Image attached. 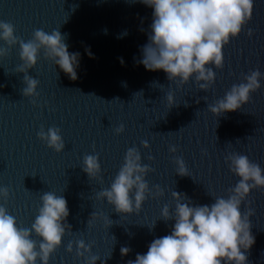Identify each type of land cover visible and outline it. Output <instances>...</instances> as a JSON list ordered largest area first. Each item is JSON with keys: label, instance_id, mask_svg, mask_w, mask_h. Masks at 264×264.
<instances>
[{"label": "water", "instance_id": "water-1", "mask_svg": "<svg viewBox=\"0 0 264 264\" xmlns=\"http://www.w3.org/2000/svg\"><path fill=\"white\" fill-rule=\"evenodd\" d=\"M0 21L13 24L23 41L37 29H59L67 36L68 51L80 54L77 79L71 81L41 53L27 73L39 81L34 100L21 95L18 45L0 58V187L9 190L8 200L0 204L18 225L30 227L41 195L54 192L66 199L71 232L49 264H84L87 256L77 259L75 254L78 240L91 246L89 255L100 258L96 264H128L145 254L154 239L170 234L174 221L159 219L163 206L174 210L173 191L193 206L230 195L238 181L225 158L233 152L264 169V78L240 110L219 117L207 110L251 71L258 69L264 76V0H254L251 21L222 49L223 67L213 68L215 81L206 92L191 80L180 87L163 71H145L140 65L152 10L133 0H0ZM169 92L178 105L171 109ZM121 124L124 132L116 135ZM41 127L60 129L65 143L61 153L37 139ZM142 141L148 149L141 147ZM170 146L176 147L175 155ZM131 147L152 170L145 177L150 191L155 193L158 186L163 195H150L139 214L121 216L96 194L110 186ZM87 155L97 156L101 168L93 180L81 168ZM177 157L190 176L176 175ZM245 203L254 213L250 223L255 244L246 253L248 264H264V189L252 190ZM155 221L149 231L145 224ZM69 242L71 254L65 250ZM125 246L130 252L121 257Z\"/></svg>", "mask_w": 264, "mask_h": 264}, {"label": "clouds", "instance_id": "clouds-1", "mask_svg": "<svg viewBox=\"0 0 264 264\" xmlns=\"http://www.w3.org/2000/svg\"><path fill=\"white\" fill-rule=\"evenodd\" d=\"M133 2L152 10V23L147 43L141 49L140 65L145 71H163L168 81L180 87L191 80L204 92L215 81L213 68L219 70L223 67L222 49L230 39H236L251 21L254 5V0ZM252 34L251 30L247 32L249 38ZM66 39V34L62 35L59 29L50 32L37 29L31 39L23 41L15 35L13 24L0 21V43L5 45L0 47V58L18 45L20 66L16 73L23 74L21 95L24 98L34 100L37 96L39 81L27 73L36 66L41 53L69 80L77 79L80 54L68 51ZM85 51L92 58L90 49ZM120 62L123 64L122 59ZM262 78L264 76L258 69L251 71L241 83L233 84L221 99L209 105L207 110L216 117L240 110L249 102L250 95L260 89ZM166 101L170 109L178 106L174 103L172 92L167 94ZM114 131L120 135L124 132V126L121 124ZM37 139L57 154L64 150L65 143L57 127H49L47 131L41 127ZM141 147L148 149V142L142 141ZM168 151L175 155L177 149L170 146ZM174 163L177 176H190L182 158H175ZM225 163L238 181L229 190L230 195H211L214 200L212 204L193 206L184 194L173 191L174 210L170 212L167 205L163 206L159 219L174 221L170 234L154 239L145 254H137L135 260H129L128 264H248L246 253L255 244L250 223L254 213L245 202L252 190L264 189V169L250 161L247 155L234 152L226 156ZM81 168L90 180L98 178L101 172L95 155L85 156ZM150 171L147 164L142 165L139 150L131 147L126 151L110 186L99 191L96 198L106 201L121 216L139 214L150 195H163L158 186L155 193L150 191L145 179ZM8 198V188L0 187V200L6 202ZM241 205L246 209L243 212ZM68 215L66 199L54 192L41 195L40 207L30 227L18 225L16 217L0 204V264H49L50 257L61 246L66 232H71L66 223ZM155 224L156 221L151 226L145 225L151 231ZM90 247L83 240L75 242L76 258L87 256L84 264H96L100 259L89 255ZM65 250L68 254L72 253V242ZM129 252V247L120 249L121 257ZM110 257L111 254L106 258Z\"/></svg>", "mask_w": 264, "mask_h": 264}]
</instances>
